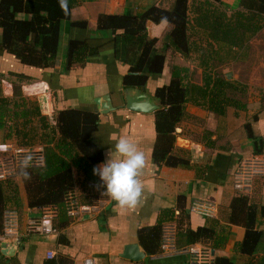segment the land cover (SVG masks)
<instances>
[{
  "label": "trees",
  "instance_id": "obj_1",
  "mask_svg": "<svg viewBox=\"0 0 264 264\" xmlns=\"http://www.w3.org/2000/svg\"><path fill=\"white\" fill-rule=\"evenodd\" d=\"M80 2L83 1L0 0V51L21 62L23 72L17 76L18 80H38L41 78L38 68L53 69L62 22L68 21L72 27H86V21H71L72 11ZM220 4L221 0H202L190 9L188 0H173L168 8L152 5L136 15L101 14L97 18L96 31L111 33L107 41L111 52L118 62L128 66V74L121 81L124 89L145 91L151 76L162 73L168 50L186 62L197 60L195 66L201 70L200 76L187 66L173 67L168 84L153 91V98L160 106L154 111L157 138L153 157L164 166L190 168L187 160L171 152L175 129L185 119L188 104L218 118L225 117L229 110L236 115L250 108L243 101L246 87L226 79L220 67L243 61L250 42L263 32L264 0H241L240 9L229 15ZM189 10L194 15L191 18ZM163 21L167 22L168 29L162 38L148 37L146 23ZM102 54L84 40L69 39L63 55L64 70L82 68L90 58ZM258 104L264 110V100ZM53 119L52 124L41 113L39 100L24 95L19 83H13L10 96H3L0 90V128L4 139L22 148L39 146L43 159L42 166L19 169L15 179L0 182V234L4 211H19L17 179L23 184L29 210L39 211L47 206L57 209L53 221L55 231L71 222L63 204L65 193L79 186L83 193L79 201L87 204L101 181L96 165L103 161L102 151L92 139L98 115L67 108L56 110ZM243 128L252 138L248 122ZM254 145L256 154L264 151L259 148L264 145V138L254 141ZM257 185L263 187V178L254 180L251 195L236 194L229 205L219 206L218 219L211 220L208 226L186 229L180 235L185 241L183 245L212 241L222 221L244 230L242 239L234 245V253L243 258L241 263L264 264V231L257 226L258 219L264 218V204L260 202V191L256 192ZM165 215L168 219L162 218L139 234L148 255L161 251L162 226L170 220L169 214ZM46 264L67 263L52 259ZM212 264L237 263L215 253Z\"/></svg>",
  "mask_w": 264,
  "mask_h": 264
},
{
  "label": "crops",
  "instance_id": "obj_2",
  "mask_svg": "<svg viewBox=\"0 0 264 264\" xmlns=\"http://www.w3.org/2000/svg\"><path fill=\"white\" fill-rule=\"evenodd\" d=\"M82 1L73 9L71 21H86V27H72L68 21L62 22L53 69L38 68L40 79L18 80L17 76L23 72L21 62L0 51V90L3 96H10L13 83H19L26 96H36L40 92L44 110L52 114L67 108L97 114L94 99L109 95L115 110L106 115L97 114V130L92 135L103 156V161L96 165L101 181L95 186L90 201L87 204L80 202L92 205L94 209L77 220L71 219L68 226L51 234L28 235L27 220L37 216L38 211L27 208L23 184L17 179L20 245L13 257L0 253V264H46L50 261L46 258L47 252L54 253L53 260L62 259L67 264H84L86 258L93 259L94 264H190L191 256L187 252L190 248L208 253L212 261L216 253L242 264L243 258L234 253L235 243L244 235L239 226L219 221L212 241L187 246L183 245L185 241L180 235L188 228L196 230L218 219V211L214 218L208 219L190 212V204L200 200L217 208L229 205L237 194L233 188V174L239 161L258 157L264 163V151L256 154L254 145V141L264 138V110H260L258 104L261 98L248 110L251 113L246 122L252 138L247 136L240 114L232 116L228 112L225 117L218 118L188 104L185 119L175 129L171 152L187 160L190 168L164 166L153 157L157 138L154 112L134 113L124 107L121 81L128 74V66L115 59L107 42L111 33L97 32L96 22L101 14L136 15L152 5L168 8L173 0ZM200 1L188 0L189 8ZM240 1L221 0L219 6L229 15L240 9ZM188 15L190 18L194 16L191 10ZM145 28L148 37L161 39L168 24L165 21L158 24L147 22ZM69 39L84 40L103 54L90 58L82 68L65 71L63 55ZM176 64L168 65L166 58L162 73L151 76L145 92L153 97L155 88L167 85L171 69L184 67ZM260 65L264 66L262 62ZM0 140V143L7 142L2 129ZM259 148L264 149V145ZM115 166H120L124 173L123 180L112 192L108 179ZM260 188L257 185L256 192L260 191V202L264 204V186ZM76 191L78 195L83 194L79 186ZM165 214H169L170 220L163 223L162 231L170 238V248L162 250L159 247V253L148 255L139 234L162 218L168 219ZM257 226L264 231V218L258 219ZM136 244L144 253L143 259L124 258V249ZM203 264L212 263L206 261Z\"/></svg>",
  "mask_w": 264,
  "mask_h": 264
},
{
  "label": "built area",
  "instance_id": "obj_3",
  "mask_svg": "<svg viewBox=\"0 0 264 264\" xmlns=\"http://www.w3.org/2000/svg\"><path fill=\"white\" fill-rule=\"evenodd\" d=\"M31 147L22 148L14 145L11 141L0 143V182L8 179H15L17 170L28 169L42 166V154ZM256 178H263L264 186V163L258 157L243 159L233 174V188L237 194L249 195L253 189V183ZM65 213L70 219L77 220L82 215L93 212L92 205H84L79 201V195L76 190L65 193L63 198ZM190 212L202 217L212 219L216 216L217 207L211 203L200 200H194L190 204ZM57 209L53 206H47L39 209L37 216H31L26 223V233L28 235H47L55 232L53 221L56 219ZM18 214L15 210L6 209L2 219V234L0 241L4 239L12 240L18 238L19 234ZM160 247L162 250L168 249L170 238L162 231ZM173 238V237H172ZM191 258L190 264H203L209 260L210 255L202 250L193 248L187 251ZM46 258L52 260L54 253L47 252ZM84 264H94V260L86 258Z\"/></svg>",
  "mask_w": 264,
  "mask_h": 264
},
{
  "label": "rangeland",
  "instance_id": "obj_4",
  "mask_svg": "<svg viewBox=\"0 0 264 264\" xmlns=\"http://www.w3.org/2000/svg\"><path fill=\"white\" fill-rule=\"evenodd\" d=\"M260 40V41H259ZM264 30L263 34H260L256 40H252L249 46V52L245 56L243 61L233 62L232 64L222 65L220 67V71L222 74L226 75V79L238 82L241 85L246 87V95L243 101L248 106L255 104L258 98H261L260 101L264 100V66L261 67L260 63L264 64ZM166 58L168 61V65L172 66L175 62L176 65L179 66H187L189 67L196 76H200L201 70L198 69L196 65V61L186 62L182 58L178 57V55H172L170 50L166 52ZM196 58V57H195ZM192 61V60H191ZM165 64V63H164ZM40 102L41 106V113L48 117L50 122L54 123L53 115L56 113H50L51 111L44 110V102L42 100L43 94L40 92L35 96ZM237 98L241 100V97L237 95ZM249 110V109H248ZM247 110V111H248ZM238 112L236 115H239L244 122L248 121L247 117L250 115L251 112ZM229 113L234 116L233 111L229 110ZM233 123V120L231 121ZM1 130V128H0ZM1 142V140H0ZM34 150H38L39 155L42 154V149L39 146L31 147Z\"/></svg>",
  "mask_w": 264,
  "mask_h": 264
},
{
  "label": "water",
  "instance_id": "obj_5",
  "mask_svg": "<svg viewBox=\"0 0 264 264\" xmlns=\"http://www.w3.org/2000/svg\"><path fill=\"white\" fill-rule=\"evenodd\" d=\"M124 107L131 112L150 114L160 109V106L156 104L152 95L145 91H140L136 88H126L123 90ZM96 105V112L98 115H106L109 112L115 110L112 106L109 95H104L94 99ZM123 170L120 166L112 167L109 174L108 184L111 191L114 192L116 185L123 180ZM20 245V239H4L0 241V253L5 257H13ZM124 258L132 261H139L143 259L144 253L140 247L136 245H129L124 249L122 255Z\"/></svg>",
  "mask_w": 264,
  "mask_h": 264
}]
</instances>
